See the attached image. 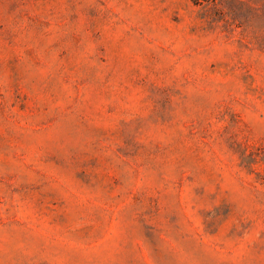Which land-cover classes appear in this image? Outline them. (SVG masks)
I'll use <instances>...</instances> for the list:
<instances>
[{
    "label": "rangeland",
    "instance_id": "374dc122",
    "mask_svg": "<svg viewBox=\"0 0 264 264\" xmlns=\"http://www.w3.org/2000/svg\"><path fill=\"white\" fill-rule=\"evenodd\" d=\"M0 264H264V0H0Z\"/></svg>",
    "mask_w": 264,
    "mask_h": 264
}]
</instances>
